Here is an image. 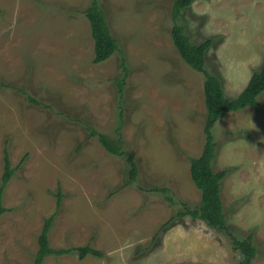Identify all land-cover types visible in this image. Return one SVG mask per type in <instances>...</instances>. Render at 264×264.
Masks as SVG:
<instances>
[{
  "label": "rangeland",
  "instance_id": "1",
  "mask_svg": "<svg viewBox=\"0 0 264 264\" xmlns=\"http://www.w3.org/2000/svg\"><path fill=\"white\" fill-rule=\"evenodd\" d=\"M93 1L120 47L97 64L80 12ZM173 1L0 0V185L5 149L15 169L2 197L0 264L32 262L58 192L49 244L70 251L42 264H238L230 234H251L252 264H264V92L259 107L229 112L212 127L213 167L229 169L221 196L230 234L189 215L160 231L182 203H199L188 158L205 143L204 75L173 45ZM179 23L192 43L213 40L206 67L227 98L237 97L264 62V0H194ZM90 130L120 137L136 157L137 185L121 188L125 158ZM153 186L169 188L175 204ZM83 246L102 257L81 259Z\"/></svg>",
  "mask_w": 264,
  "mask_h": 264
},
{
  "label": "trees",
  "instance_id": "2",
  "mask_svg": "<svg viewBox=\"0 0 264 264\" xmlns=\"http://www.w3.org/2000/svg\"><path fill=\"white\" fill-rule=\"evenodd\" d=\"M194 0H174L171 6L172 28L170 31L173 45L179 54L180 58L190 68L201 72L204 75L203 95L206 107V116L203 126L205 135V143L198 157H189L190 177L194 185L200 192V201L196 206H190L187 203H182L180 209L175 213V216L169 218L161 227L160 231L165 229L176 218L191 216L193 219L202 221L207 227L217 229L223 232H228L226 224V216L223 208L221 190L222 182L227 176L229 169L215 170L213 160L215 157L216 143L212 135V127L215 122L223 115L245 109L247 107L257 108L259 96L264 92V62L260 69L252 72L251 77L244 89L237 97L230 99L224 94L221 77L209 71L206 67V51L212 45L213 40L208 38L199 44L192 43L189 36L186 34L185 28L179 23L182 12ZM1 11V10H0ZM88 20L91 30V37L94 43V58L93 63L97 64L107 60L114 53L119 52L118 39L113 35L106 21L105 15L97 2L93 1L89 6L80 11ZM121 66L124 74L119 75L115 79V84L120 93L124 92L125 79L128 76V70L124 57H121ZM21 91V90H20ZM23 92V91H21ZM28 100L33 104L39 102L28 96ZM91 135L96 137L99 143L112 155L122 156L126 160L127 177L122 189L137 185L139 183L140 170L137 164L135 155L132 152L125 151L121 139L114 140L108 135L100 133L96 130H90ZM24 159V158H23ZM21 160L19 166L24 160ZM15 169L10 164L8 151L4 150L3 158V174L0 185V217L7 211L2 203L4 189L11 177L14 175ZM150 191L163 193L164 199L174 205L173 200L167 196L170 189L166 186H153ZM62 206V195L60 192L56 194V212L49 217H45L41 231L37 237L38 248L35 252L30 264H42L44 259L49 255L66 254L70 249H53L49 244V234L54 223V218L57 211ZM232 248L240 253L238 264H252L258 252L254 245L251 234L243 239H238L231 235ZM156 237V236H155ZM79 252V257L82 259L88 254L96 257H102L101 252L94 250L90 246H83L76 249ZM185 264V263H175Z\"/></svg>",
  "mask_w": 264,
  "mask_h": 264
}]
</instances>
